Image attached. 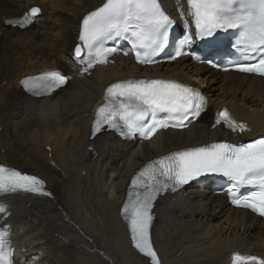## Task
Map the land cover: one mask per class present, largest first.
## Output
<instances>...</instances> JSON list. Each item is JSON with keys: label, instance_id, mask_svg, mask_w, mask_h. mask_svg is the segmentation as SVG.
<instances>
[{"label": "bare ground", "instance_id": "bare-ground-1", "mask_svg": "<svg viewBox=\"0 0 264 264\" xmlns=\"http://www.w3.org/2000/svg\"><path fill=\"white\" fill-rule=\"evenodd\" d=\"M102 0H0V164L41 177L52 197L0 193V230L11 228L15 264H150L131 246L120 218L132 174L152 158L227 137L213 125L226 107L248 126L236 140L264 133V78L215 71L179 58L147 68L129 58L86 69L78 63L80 20ZM176 18L178 0H161ZM30 6L42 12L27 29L6 25ZM49 11V13H48ZM58 69L68 76L49 97L27 95L19 80ZM173 77L198 88L207 111L189 128L150 141L89 140L94 110L112 81ZM191 187L157 199L152 239L161 264H230L233 251L264 256V220L230 208L223 195Z\"/></svg>", "mask_w": 264, "mask_h": 264}, {"label": "snow or ice", "instance_id": "snow-or-ice-1", "mask_svg": "<svg viewBox=\"0 0 264 264\" xmlns=\"http://www.w3.org/2000/svg\"><path fill=\"white\" fill-rule=\"evenodd\" d=\"M194 35L185 31L178 40L175 60L188 55L185 48L193 40L214 37L217 32L233 30L238 33L237 47L246 60L259 54L254 63H233L242 73L264 76V0H186ZM41 9L32 7L22 17L7 23L21 29L33 22ZM174 21L164 11L160 0H104L102 6L88 13L82 20L79 41L74 50L78 60L88 69L106 64L120 51L114 45L127 41L136 53L138 63H154L153 59L169 44V32ZM128 54V53H125ZM211 63V60L206 61ZM227 70V69H225ZM67 82L59 71H50L39 77L22 81L25 91L40 95L51 93ZM205 97L197 90L171 80H129L117 82L106 89L105 102L97 109L93 122V136L105 128L124 138L139 136L150 140L159 130L185 127L189 118L199 117L206 106ZM161 114H164L162 116ZM243 131L244 125L235 122L228 112L218 113L217 124ZM218 174L230 181L227 195L230 202L250 209L264 217V138L247 144L227 142L189 148L170 153L152 161L132 179L121 216L127 224L133 247L150 264H161L151 239L154 220L153 208L159 196L169 190L189 184L204 175ZM242 187L255 189L242 194ZM44 182L34 175L0 166V193H36L50 196ZM6 207L0 204V213ZM10 228L0 230V264H14ZM232 264H264V258L234 254Z\"/></svg>", "mask_w": 264, "mask_h": 264}, {"label": "rangeland", "instance_id": "rangeland-1", "mask_svg": "<svg viewBox=\"0 0 264 264\" xmlns=\"http://www.w3.org/2000/svg\"><path fill=\"white\" fill-rule=\"evenodd\" d=\"M48 13H49V11H48Z\"/></svg>", "mask_w": 264, "mask_h": 264}]
</instances>
